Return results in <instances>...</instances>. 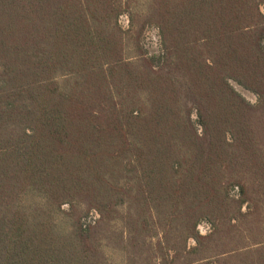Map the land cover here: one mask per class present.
Returning <instances> with one entry per match:
<instances>
[{
	"label": "trees",
	"instance_id": "obj_1",
	"mask_svg": "<svg viewBox=\"0 0 264 264\" xmlns=\"http://www.w3.org/2000/svg\"><path fill=\"white\" fill-rule=\"evenodd\" d=\"M136 2L0 0V264H98L99 226L158 215L181 240L167 264H264V197L225 181L264 178L241 118L250 160L230 145L233 116L264 107V0H152L141 22ZM233 231L254 241L195 259Z\"/></svg>",
	"mask_w": 264,
	"mask_h": 264
},
{
	"label": "rangeland",
	"instance_id": "obj_2",
	"mask_svg": "<svg viewBox=\"0 0 264 264\" xmlns=\"http://www.w3.org/2000/svg\"><path fill=\"white\" fill-rule=\"evenodd\" d=\"M151 2L152 0H137L136 9L140 22L149 17L148 11ZM262 11L264 13V6H262ZM127 23V17H123L122 25L127 26ZM142 41L145 50L149 53L153 54L162 51V37L156 26L150 25L146 28ZM135 55H137V51H130L129 56ZM231 84L245 97L247 102H252L255 105L259 104L261 99L257 93L246 89L235 80H231ZM246 114L245 116L243 114L241 117L236 115V118L233 116L234 124L232 125L233 129L231 133L233 137L230 145L232 157L235 161L234 164H237V162L242 163L241 160L243 163L245 161L248 162L251 158L250 155H244V147H246V145L243 144V139L246 138L242 137L244 132L240 130L241 124H235L241 118L244 121L242 127L245 129V134L248 135L249 133L250 135L251 147L254 152L253 156L257 158L260 166L264 167V107L262 106L261 109ZM193 118L197 119V116L193 115ZM199 129L201 132L202 128L200 127ZM232 167L229 168L225 176V181L228 183L231 181L246 183L252 197H264V194L262 195L264 189H260V183L264 182L263 177L258 178L257 174H254V170L251 173L249 171L245 173V171L239 170V168L233 169ZM248 167L249 169H253L258 167V165L253 163V168H251L252 166L246 165V169H248ZM227 182L225 184H228ZM230 190L232 191L231 195L236 198L239 197V188L230 186ZM232 214H234L233 210H231V214L228 218L225 219L223 228H228L233 224V218H231ZM123 217L116 218L112 222L98 227L96 233V245L98 247L97 251L99 256L98 264H167L166 259L170 237H172L174 242L178 240L181 242V240L178 239L177 235L171 236L168 231L166 232V220H162L163 215L154 216L152 229L150 228L149 230L140 228L139 226L131 228L127 223L128 220ZM248 223L255 226V223L251 221H245L244 223L242 221L239 230L245 229ZM139 230H141V233ZM199 230L202 234H209L212 230V225L207 220L202 221L199 224ZM137 231H139V234ZM238 234L239 232L233 231L225 235L223 239H217V235L207 239V251L196 255L195 259L216 255L225 250L248 245L254 241L253 236L246 238L245 235V238H241ZM192 243L193 240L191 241V244ZM182 261H178L176 264H180Z\"/></svg>",
	"mask_w": 264,
	"mask_h": 264
}]
</instances>
